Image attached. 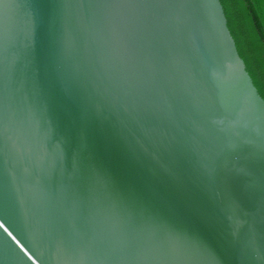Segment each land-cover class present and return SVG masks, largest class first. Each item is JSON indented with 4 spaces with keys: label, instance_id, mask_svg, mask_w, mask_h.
<instances>
[{
    "label": "water",
    "instance_id": "obj_1",
    "mask_svg": "<svg viewBox=\"0 0 264 264\" xmlns=\"http://www.w3.org/2000/svg\"><path fill=\"white\" fill-rule=\"evenodd\" d=\"M0 264H264L220 0H0Z\"/></svg>",
    "mask_w": 264,
    "mask_h": 264
},
{
    "label": "trees",
    "instance_id": "obj_2",
    "mask_svg": "<svg viewBox=\"0 0 264 264\" xmlns=\"http://www.w3.org/2000/svg\"><path fill=\"white\" fill-rule=\"evenodd\" d=\"M220 1L238 53L264 99V0Z\"/></svg>",
    "mask_w": 264,
    "mask_h": 264
}]
</instances>
